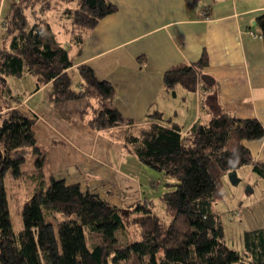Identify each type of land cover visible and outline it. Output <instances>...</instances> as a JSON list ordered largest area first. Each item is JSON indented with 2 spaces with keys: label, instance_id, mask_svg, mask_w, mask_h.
Masks as SVG:
<instances>
[{
  "label": "trees",
  "instance_id": "obj_1",
  "mask_svg": "<svg viewBox=\"0 0 264 264\" xmlns=\"http://www.w3.org/2000/svg\"><path fill=\"white\" fill-rule=\"evenodd\" d=\"M114 11L106 0L12 3L4 20L0 78L29 73L38 79L36 87L50 85L51 104L83 100L79 117L92 131L125 126L123 148L142 166L174 180L158 198L165 220L151 212L145 199L135 202L127 225L138 230V239L131 240L117 208L47 174V151L35 140L33 120L17 110L16 98L4 83L0 85V264H264V227L242 232V254H238L225 245L219 217L212 211L228 173L249 166L264 181V151L262 159L254 160L241 145L263 137L256 120L218 110L206 123L181 134L156 111L148 112L137 126L123 119L110 106V84L84 65L75 67L79 89L71 88L67 70L72 59L89 32ZM56 12L67 46L57 41L45 17ZM254 24L264 49V11ZM206 63L202 53L190 66L170 67L162 74L164 90L172 93L182 78L193 79ZM27 156L31 167L24 170ZM4 179L20 180L28 197L23 205L15 200L17 233L11 228Z\"/></svg>",
  "mask_w": 264,
  "mask_h": 264
},
{
  "label": "crops",
  "instance_id": "obj_2",
  "mask_svg": "<svg viewBox=\"0 0 264 264\" xmlns=\"http://www.w3.org/2000/svg\"><path fill=\"white\" fill-rule=\"evenodd\" d=\"M106 1L115 11L89 32L67 70L73 90L79 89L75 67L84 65L110 84V106L136 126L144 123L148 112L156 111L181 134H188L219 110L237 119H254L264 131V49L254 24L264 11V0ZM12 3L15 0H0V48L5 46L4 20ZM56 13L45 16L51 29L58 20ZM54 33L67 46L63 30L56 27ZM202 53L206 66L193 79L182 78L172 93L164 90L163 72L180 64L190 66ZM20 77H28L30 86L14 88L16 108L33 120L35 140L47 151V174L67 185L76 184L111 206L122 202L127 191L137 192L148 182L150 175L138 177L146 170L122 146L125 126L92 131L79 117L83 100L51 104L48 83L36 87L38 79L33 75ZM241 145L254 160L262 159L264 135ZM131 196L135 202L145 199Z\"/></svg>",
  "mask_w": 264,
  "mask_h": 264
},
{
  "label": "rangeland",
  "instance_id": "obj_3",
  "mask_svg": "<svg viewBox=\"0 0 264 264\" xmlns=\"http://www.w3.org/2000/svg\"><path fill=\"white\" fill-rule=\"evenodd\" d=\"M17 1L15 0V2ZM4 7H6V4ZM1 20H3V16ZM57 23L58 21L56 20L51 24L54 32H56V27H58ZM1 31L0 27V34ZM58 39L61 40V36H58ZM70 75L72 76V82H74L76 77L73 76L72 72ZM6 80V84L14 97L13 90L16 86H22V89L30 86L28 77H7ZM72 86L74 87L73 83ZM18 98H20L19 95ZM9 100L13 102L12 99ZM232 144L233 142L228 145L229 149ZM30 167L31 159L30 156H27L22 169L26 170ZM142 168L146 170L147 174L140 172L138 177L144 179L147 175H150L148 176V182L139 188L137 192L131 193L127 191L124 194V198H122V202L114 206L119 210L121 220L126 225L133 215L131 211L135 204V199L134 196H131L132 194L139 195V199L145 198L149 201L151 212L158 218L165 220L163 208L158 198L169 190L166 188V184H172L174 180L144 166ZM236 178L239 180L236 186H232L227 178L223 181L220 189V199L212 205V211L219 217L224 232L225 245L230 250L242 254V232L264 227V181L255 177L250 172L249 166L240 167L236 171ZM4 186L11 228L14 233H17L18 220L14 211L15 200L19 205H23L28 197L25 195V190L20 180L10 183L7 179H4ZM113 193L112 191L111 195L107 196L109 200H112ZM127 229L129 239H138V230L136 228H130L127 225Z\"/></svg>",
  "mask_w": 264,
  "mask_h": 264
},
{
  "label": "water",
  "instance_id": "obj_4",
  "mask_svg": "<svg viewBox=\"0 0 264 264\" xmlns=\"http://www.w3.org/2000/svg\"><path fill=\"white\" fill-rule=\"evenodd\" d=\"M5 83V80L0 78V85H4ZM228 182L232 185V186H236L239 182V180L236 178V173L233 171V172H230L227 174L226 176Z\"/></svg>",
  "mask_w": 264,
  "mask_h": 264
},
{
  "label": "built area",
  "instance_id": "obj_5",
  "mask_svg": "<svg viewBox=\"0 0 264 264\" xmlns=\"http://www.w3.org/2000/svg\"><path fill=\"white\" fill-rule=\"evenodd\" d=\"M250 36H252L253 38H254V36L253 35H251V34H249ZM258 38H260L259 36H258Z\"/></svg>",
  "mask_w": 264,
  "mask_h": 264
}]
</instances>
